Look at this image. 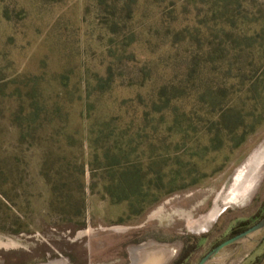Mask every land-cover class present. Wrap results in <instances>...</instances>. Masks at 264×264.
Wrapping results in <instances>:
<instances>
[{
    "label": "rangeland",
    "instance_id": "obj_1",
    "mask_svg": "<svg viewBox=\"0 0 264 264\" xmlns=\"http://www.w3.org/2000/svg\"><path fill=\"white\" fill-rule=\"evenodd\" d=\"M213 2L0 0V264H132L133 249L144 245L172 250L166 264L187 248V263L196 264L260 211L264 101L240 147L210 153L197 184L163 188L171 193L138 215L92 178L100 126L124 100L153 93L142 68L156 77L178 69L174 45L184 36L175 30H199L203 41L202 24L214 27L221 13ZM226 2L246 44L255 32L264 38V0ZM57 169L66 171L59 188ZM263 239L264 230L209 264H249Z\"/></svg>",
    "mask_w": 264,
    "mask_h": 264
},
{
    "label": "trees",
    "instance_id": "obj_2",
    "mask_svg": "<svg viewBox=\"0 0 264 264\" xmlns=\"http://www.w3.org/2000/svg\"><path fill=\"white\" fill-rule=\"evenodd\" d=\"M213 3L221 13L214 27L207 20L202 24L204 42L199 30H175L176 37L184 36L174 45L178 69L169 66L172 73L156 77L157 71L142 68V73L150 71L144 79L154 85L153 93L137 104L124 100L122 112L106 120L99 138L91 140L92 178L103 184L104 193L115 203L127 202L135 215L171 193L163 188L197 184L198 175L208 168V155L236 150L261 119L264 38L255 32L252 43L246 44L226 0ZM197 41L203 44L200 49ZM64 174L57 169L55 188L65 185ZM263 218L264 203L254 218L241 220L214 247ZM259 246L264 247V239ZM191 251L186 248L174 264H186ZM263 263L264 251L249 262Z\"/></svg>",
    "mask_w": 264,
    "mask_h": 264
},
{
    "label": "water",
    "instance_id": "obj_3",
    "mask_svg": "<svg viewBox=\"0 0 264 264\" xmlns=\"http://www.w3.org/2000/svg\"><path fill=\"white\" fill-rule=\"evenodd\" d=\"M263 230H264V218L260 222L249 228L248 230L223 241L222 243L211 249L201 258V260L197 264H209L226 247L237 243H243L245 241H251L254 239L255 235L262 232ZM166 261L168 262V260ZM166 261L164 262V264L167 263Z\"/></svg>",
    "mask_w": 264,
    "mask_h": 264
},
{
    "label": "bare ground",
    "instance_id": "obj_4",
    "mask_svg": "<svg viewBox=\"0 0 264 264\" xmlns=\"http://www.w3.org/2000/svg\"><path fill=\"white\" fill-rule=\"evenodd\" d=\"M149 245V244H148ZM150 246V245H149ZM147 246L136 247L133 249L132 264H164L170 258L173 251L166 247H160L152 251H146Z\"/></svg>",
    "mask_w": 264,
    "mask_h": 264
}]
</instances>
